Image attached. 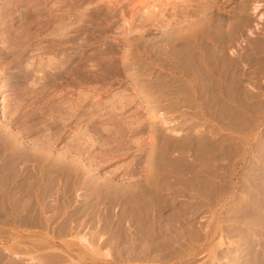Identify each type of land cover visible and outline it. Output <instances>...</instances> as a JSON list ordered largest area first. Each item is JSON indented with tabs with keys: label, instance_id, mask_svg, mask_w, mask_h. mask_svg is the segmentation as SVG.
I'll list each match as a JSON object with an SVG mask.
<instances>
[{
	"label": "rangeland",
	"instance_id": "rangeland-1",
	"mask_svg": "<svg viewBox=\"0 0 264 264\" xmlns=\"http://www.w3.org/2000/svg\"><path fill=\"white\" fill-rule=\"evenodd\" d=\"M0 58V264H264V0H0Z\"/></svg>",
	"mask_w": 264,
	"mask_h": 264
},
{
	"label": "bare ground",
	"instance_id": "bare-ground-1",
	"mask_svg": "<svg viewBox=\"0 0 264 264\" xmlns=\"http://www.w3.org/2000/svg\"><path fill=\"white\" fill-rule=\"evenodd\" d=\"M248 21V20H247ZM204 22V21H203ZM244 22V21H243ZM241 35V34H240ZM178 36V35H177ZM213 51V50H212ZM214 55V54H213ZM13 56V55H12ZM3 57V56H2ZM1 59V58H0ZM216 59V58H215ZM2 61V60H1ZM70 65V64H69ZM68 65V66H69ZM67 66V67H68ZM67 71V70H66ZM18 72V71H17ZM81 72V71H80ZM60 74V73H59ZM23 75V74H22ZM4 76V75H3ZM13 77V76H12ZM6 82V81H5ZM6 84V83H5ZM25 84V83H24ZM19 85V84H18ZM5 128V127H4ZM8 134V133H7ZM2 135V134H1ZM7 136V135H6ZM10 137V136H9ZM5 139V138H4ZM9 139V138H8ZM21 147V146H20ZM25 149V148H24ZM20 150V149H19ZM64 154V153H63ZM66 154V153H65ZM24 157V156H23ZM15 161V160H14ZM15 163V162H14ZM5 175H7V174H5ZM12 176V175H11ZM5 180V179H4ZM141 192V191H140ZM11 194V193H10ZM21 195V194H20ZM144 198V197H143ZM150 198H152V197H150ZM42 199V198H41ZM20 200V199H19ZM103 200V199H102ZM25 201V200H24ZM157 201V200H156ZM135 202V201H134ZM24 203V202H23ZM89 203V202H88ZM94 204V203H93ZM4 206V205H3ZM157 206V205H156ZM162 206V205H161ZM148 212V211H147ZM7 214V213H6ZM174 214V213H173ZM27 215V214H26ZM155 219V218H154ZM171 222V221H170ZM156 224V223H155ZM170 224V223H169ZM152 225V224H151ZM171 226V225H170ZM181 228V227H180ZM170 229V228H169ZM173 229V228H172ZM148 230V229H147ZM171 230V229H170ZM174 230V229H173ZM166 231V230H165ZM168 232V231H167ZM167 235V234H166ZM112 239V238H111ZM122 239V238H121ZM81 240H82V242L83 243H86L87 244V241H86V238L85 237H82L81 238ZM128 240V239H127ZM110 242V241H109ZM143 242V241H142ZM89 243V242H88ZM124 243V242H123ZM132 243V242H131ZM130 243V244H131ZM155 243V242H154ZM109 244V243H108ZM88 246V245H87ZM110 246V245H109ZM119 246V245H118ZM151 246V245H150ZM126 247H127V245H126ZM131 247V246H130ZM26 248V247H25ZM121 248V247H120ZM136 248V247H135ZM16 249V248H15ZM32 249V248H31ZM127 249H129V248H127ZM137 249V248H136ZM143 249V248H142ZM30 250V249H29ZM135 251V250H134ZM143 251V250H142ZM27 252V251H26ZM126 252V251H125ZM144 252H145V250H144ZM149 252V251H148ZM127 253V252H126ZM133 253V252H132ZM131 253V254H132ZM139 253V252H138ZM122 254V253H121ZM135 254H137V253H135ZM134 255V254H133ZM147 255V254H146ZM108 256V255H107ZM138 256H140V254H137V257ZM144 256V255H143ZM106 257V256H105ZM135 257V256H134ZM136 257V258H137ZM148 258V257H147ZM55 260V259H54ZM10 262V261H9ZM13 262V261H12ZM19 262V261H18ZM256 263V262H255ZM22 264V263H21Z\"/></svg>",
	"mask_w": 264,
	"mask_h": 264
}]
</instances>
